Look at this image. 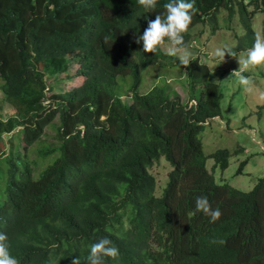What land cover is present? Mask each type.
<instances>
[{"label":"trees","instance_id":"trees-1","mask_svg":"<svg viewBox=\"0 0 264 264\" xmlns=\"http://www.w3.org/2000/svg\"><path fill=\"white\" fill-rule=\"evenodd\" d=\"M168 2L148 11L138 0H0V106L10 109L0 112V233L20 264L83 261L104 237L120 252L104 264H264V172L243 190L216 182L206 167L211 156L223 169L230 155L205 153L200 138L203 121L220 114L209 65L196 56L184 66L161 45L145 53L135 42ZM195 7L185 45L199 22L215 32L224 10L243 29L232 51L252 47L264 0ZM261 23L264 37V16ZM70 56L82 81L55 91L48 79L56 82ZM152 66L185 70L196 104L170 97L164 76L139 91ZM49 124L54 141L46 142ZM33 143L37 157L29 158ZM161 158L170 168L156 194L151 167ZM198 196L222 212L216 222L197 211Z\"/></svg>","mask_w":264,"mask_h":264},{"label":"rangeland","instance_id":"rangeland-1","mask_svg":"<svg viewBox=\"0 0 264 264\" xmlns=\"http://www.w3.org/2000/svg\"><path fill=\"white\" fill-rule=\"evenodd\" d=\"M225 16H227V12L224 10L218 13L217 20L220 23V27L212 33H208L209 30L205 28L202 22L191 27L189 29L191 38L186 44V49L191 51L201 61L205 60L207 62L209 67L212 68L211 78L219 84L222 92L219 107L220 114L203 121L204 126L200 132V138L203 150L207 154L218 148H227L230 152L229 163L223 169L219 165L213 166L214 158L209 156L206 159V167L213 172L216 182L222 183L226 181L235 187L249 190L256 182L258 176H261L264 172V64L250 67L249 70L243 72V75L249 77L252 81L250 90L246 91L239 84L236 76L231 75V73L233 72L232 69L239 70L238 60L246 58L248 49L234 50L236 57L226 54L224 61L221 63L218 57L210 60L217 48L227 46L231 49H237V45L241 42L240 34L243 29L239 25L237 17L232 16L229 19ZM263 16V11H256L253 15L252 27L255 36L260 34L263 37L261 23ZM203 30L205 31L204 33H202ZM246 43V40L243 41L242 47ZM205 45L208 49L204 47ZM161 47L168 52L173 46L171 43L165 42L161 44ZM177 55H183V50L178 52ZM77 67L78 62L73 56H70L68 69L56 75V82L53 79H48V81L56 85L55 91L69 89L82 81V76L75 74ZM163 70L166 72L159 75L158 73ZM183 71L185 74L181 73L177 67H149L146 70L141 84L142 87H140L139 91L148 90L154 81L159 83L161 82V77L164 76L170 97L177 94L182 102L193 101L192 97H190L192 86L188 84L186 72L185 70ZM193 86L196 89L198 87V85ZM121 96L127 97L124 94H121ZM8 110H10L8 106L4 104L0 106L1 113ZM56 121L54 120L53 124ZM15 133L12 134V139L15 142L19 141L21 148L24 145L21 138L22 133L16 131ZM44 134V141H54L52 137L54 129L51 124L44 128ZM36 145V143H33L29 146L32 148L27 151L29 158L37 157ZM240 165L241 170L238 171ZM169 168V164L162 158L152 165L151 171L157 182L156 194L161 193Z\"/></svg>","mask_w":264,"mask_h":264},{"label":"clouds","instance_id":"clouds-1","mask_svg":"<svg viewBox=\"0 0 264 264\" xmlns=\"http://www.w3.org/2000/svg\"><path fill=\"white\" fill-rule=\"evenodd\" d=\"M195 3L196 0H169L164 5L165 12L158 13L154 20L149 19L143 34L138 35L135 38V42L137 44L143 42V51L145 53H155L157 47L163 44L165 38H167L173 46L168 50L167 54L176 56L178 52L183 50V55L179 56V61L181 65L188 66L190 61L195 60L197 57L186 49L183 34L188 31L193 16L198 12ZM138 4L148 11H153L156 8L157 0H138ZM226 54L236 57V53L227 46L217 48L213 53L215 57L220 59V63L224 61ZM238 62L239 70L232 69L233 72L231 75L236 76L239 84L246 91H249L252 81L249 77L243 75V72L249 70L250 67L264 64V37L257 34L252 47L247 50L246 58L238 60ZM209 69L212 68L209 67ZM192 99L193 101H186L189 106L196 104V99ZM195 206L197 211H202L205 215L209 216L210 222L212 223L216 222L222 215L219 209L212 208L206 197L198 196L195 200ZM210 243H219L222 245L225 241L223 239H213ZM119 256L120 252L118 247L110 239L104 237L90 245L89 254L83 261L81 257H74L71 260V264H104V257L118 260ZM0 264H20L19 260L11 255L8 237L4 233H0Z\"/></svg>","mask_w":264,"mask_h":264}]
</instances>
